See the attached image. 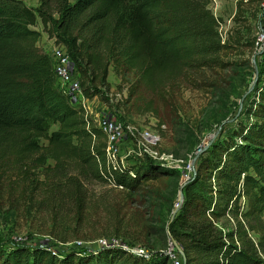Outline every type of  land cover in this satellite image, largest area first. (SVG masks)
I'll list each match as a JSON object with an SVG mask.
<instances>
[{"label": "trees", "instance_id": "trees-1", "mask_svg": "<svg viewBox=\"0 0 264 264\" xmlns=\"http://www.w3.org/2000/svg\"><path fill=\"white\" fill-rule=\"evenodd\" d=\"M208 3L39 0L32 9L22 0H0V174L27 175L52 160L54 176L71 193L85 180L132 192L167 176L178 182L177 170L151 160L132 166L108 161L105 134L58 87L50 57L37 45L41 33L33 27L39 19L54 44L66 48L85 98L107 102L102 88L110 89L112 67L120 77H134L125 103L150 94L144 109L153 111L155 101H167L190 72L224 68L227 62L219 56L238 46L237 40L222 43ZM251 99L244 119L199 156L182 205L167 224L184 253L181 264H264V83ZM227 214L236 223L225 231L219 221ZM168 262L164 255L136 254L120 245L60 254L42 245L0 247V264Z\"/></svg>", "mask_w": 264, "mask_h": 264}, {"label": "rangeland", "instance_id": "rangeland-1", "mask_svg": "<svg viewBox=\"0 0 264 264\" xmlns=\"http://www.w3.org/2000/svg\"><path fill=\"white\" fill-rule=\"evenodd\" d=\"M22 1L32 9L39 7V0ZM208 7L218 19L217 32L222 41H239L238 46L219 56L227 62L224 68L190 72L169 91L167 101H155L153 111L144 109L147 99H153L150 94L117 108L100 105L99 98H94L87 109L92 114L100 112L102 118L132 121L136 126L158 131L162 137L160 152L172 154L170 168L178 171V182L167 176L132 192L108 182L85 180L80 181L77 193H71L64 180L54 176L52 160H48V168L27 175L0 174L1 248L42 245L60 254L94 250L106 242L133 253L164 255L169 258L168 264L174 259L181 261L167 224L179 204L180 189L194 174L196 148L213 135L215 139L225 136L238 120H243L256 86L264 83V44L256 45L264 25V0H209ZM33 29L47 39L39 21ZM52 46L39 47L48 54ZM69 67L74 73L71 62ZM108 78L114 92L134 79L131 73L118 76L112 67ZM70 101L78 106L75 98ZM131 148L129 142L119 145V164L132 166L149 161L132 153ZM234 222L231 214L219 221L225 231L231 230Z\"/></svg>", "mask_w": 264, "mask_h": 264}, {"label": "built area", "instance_id": "built-area-1", "mask_svg": "<svg viewBox=\"0 0 264 264\" xmlns=\"http://www.w3.org/2000/svg\"><path fill=\"white\" fill-rule=\"evenodd\" d=\"M222 40V39H221ZM224 40L222 41V43ZM264 44V25H261L259 37L256 41V45L259 47ZM55 77L57 80L58 87L67 94L71 99L75 98L76 103L79 107L86 110L97 127L105 134L106 143V156L108 161L115 166L118 156V148L122 143L129 142L132 145V153H136L139 156H144L149 160L163 164L165 167H170V162L173 159L172 154H166L160 152L159 146L162 141L161 134L149 127L136 126L132 121L124 122L120 119H106L102 118L100 112L92 114L86 109V99L81 91V87L77 78L76 70L74 73L71 72L69 64V58L66 52V48L63 45H54L48 51ZM103 93L107 99L104 103L99 100V104H112L114 107H120L121 104L125 103L128 97V85L125 86L121 91L114 92L113 89L106 90L102 88ZM97 99V97H95ZM89 100V99H87ZM93 100V99H92ZM124 106V105H123ZM103 245L107 244L106 242ZM102 246V245H101ZM136 254H146L142 251L134 252ZM173 264H181L180 260L174 259Z\"/></svg>", "mask_w": 264, "mask_h": 264}, {"label": "water", "instance_id": "water-1", "mask_svg": "<svg viewBox=\"0 0 264 264\" xmlns=\"http://www.w3.org/2000/svg\"><path fill=\"white\" fill-rule=\"evenodd\" d=\"M220 131V130H219ZM218 131V132H219ZM216 135H213L210 140L204 144L203 146H201V144L196 148V151H195V156H194V159L193 161L196 162L197 159L199 158V156L206 150V148L211 144V142H213V140L216 138L215 137ZM155 163L156 166L158 167H165L163 164H160V163H156V162H153ZM195 172V169L193 170V173ZM179 197H180V201H179V204L176 206V208L172 211V215H171V218H170V222L173 220V218L175 217V215L177 214V212L179 211L181 205H182V201H183V187L180 189V192H179ZM167 233L169 234V231L167 229ZM171 238V237H170ZM171 242H172V245L176 248V250L178 251V253L180 254L181 258H184V253L182 251V249L178 246V244L176 243V241L171 238Z\"/></svg>", "mask_w": 264, "mask_h": 264}, {"label": "crops", "instance_id": "crops-1", "mask_svg": "<svg viewBox=\"0 0 264 264\" xmlns=\"http://www.w3.org/2000/svg\"><path fill=\"white\" fill-rule=\"evenodd\" d=\"M40 22V20L39 19H37V22ZM40 24H41V22H40ZM42 25V24H41ZM37 30V29H36ZM39 31V30H38ZM42 38V39H41ZM39 40L37 41V45H39V46H41V45H43V46H52V45H55L54 44V40L53 39H50L49 37H47V39L46 40H44V38L42 37V36H40L39 38H38ZM108 81H110L109 80V78H108ZM95 101V99H93V100H87L86 99V102H85V104L87 105L86 106V109L89 107V105H90V103H92L93 104V102Z\"/></svg>", "mask_w": 264, "mask_h": 264}, {"label": "bare ground", "instance_id": "bare-ground-1", "mask_svg": "<svg viewBox=\"0 0 264 264\" xmlns=\"http://www.w3.org/2000/svg\"><path fill=\"white\" fill-rule=\"evenodd\" d=\"M209 140H210V139H209ZM207 141H208V138H207L206 140H204L203 144H206V143H207Z\"/></svg>", "mask_w": 264, "mask_h": 264}]
</instances>
